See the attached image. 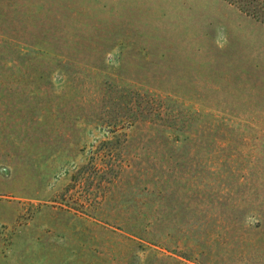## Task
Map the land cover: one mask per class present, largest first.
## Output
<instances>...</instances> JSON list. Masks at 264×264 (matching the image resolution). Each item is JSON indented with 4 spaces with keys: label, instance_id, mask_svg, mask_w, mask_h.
<instances>
[{
    "label": "rangeland",
    "instance_id": "374dc122",
    "mask_svg": "<svg viewBox=\"0 0 264 264\" xmlns=\"http://www.w3.org/2000/svg\"><path fill=\"white\" fill-rule=\"evenodd\" d=\"M0 264H264V21L0 0Z\"/></svg>",
    "mask_w": 264,
    "mask_h": 264
},
{
    "label": "trees",
    "instance_id": "16d2710c",
    "mask_svg": "<svg viewBox=\"0 0 264 264\" xmlns=\"http://www.w3.org/2000/svg\"><path fill=\"white\" fill-rule=\"evenodd\" d=\"M242 11L264 21V0H228Z\"/></svg>",
    "mask_w": 264,
    "mask_h": 264
}]
</instances>
